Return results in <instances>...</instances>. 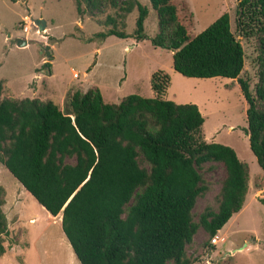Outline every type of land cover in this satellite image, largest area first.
<instances>
[{"label":"trees","instance_id":"1","mask_svg":"<svg viewBox=\"0 0 264 264\" xmlns=\"http://www.w3.org/2000/svg\"><path fill=\"white\" fill-rule=\"evenodd\" d=\"M147 2L157 27L150 44L171 53L174 73L237 81L246 105L248 150L264 172V0L238 3L236 28L244 38L256 36L260 47L253 94L237 78L243 51L227 14L190 38L171 0ZM74 4L79 17H95L105 6L122 14L134 9L131 34L116 30L115 19L107 16L104 23L112 28L94 37L145 39L147 9L137 0ZM168 83L167 74L157 70L149 76L151 98L128 95L106 104L97 89H89L68 93L61 107L1 99L0 87V165L50 217L60 214L61 232L78 264H188L185 247L197 227L211 239L241 210L247 167L230 148L204 141L195 105L163 99ZM210 162L222 164L225 178L216 209L205 208L194 224L191 210L207 190L198 170ZM2 206L0 189V236L6 237Z\"/></svg>","mask_w":264,"mask_h":264},{"label":"rangeland","instance_id":"2","mask_svg":"<svg viewBox=\"0 0 264 264\" xmlns=\"http://www.w3.org/2000/svg\"><path fill=\"white\" fill-rule=\"evenodd\" d=\"M171 1L177 22L190 38L227 14L229 30L243 51V65L237 78L246 82L253 94L260 47L256 36L244 38L236 28L240 0ZM137 2L147 9L143 22L145 39L138 43L131 38L94 37L112 28L104 23L107 16L115 19L116 30L131 34L134 9L122 14L105 6L95 17H79L74 0H0L1 99L46 101L45 90L49 88L53 96L49 98L54 102L61 95L58 93L61 87H69L72 82L79 81L77 85L84 91L89 86L82 82L86 79L102 87L97 89L104 103L116 105L128 95L151 98L149 76L163 71L169 78L163 99L176 105H195L203 119L204 141L230 148L248 170L241 210L216 233L215 237L223 242L211 244L198 226L191 243L185 247L188 264H264V205L260 203L264 200V174L248 150L246 105L237 81L185 79L174 73L171 53L150 44L157 33L155 13L147 0ZM80 8L84 9V4ZM39 20L44 23L42 30L34 24ZM15 40L24 41L25 46L17 47ZM45 45L51 48L49 60L44 59L40 50ZM65 163L74 162L65 160ZM140 165L146 168L144 163ZM198 173L207 190L196 199L191 210L194 224L205 208L216 209L225 178L220 163H205ZM0 189L7 229V236H0L4 248L0 264H78L61 232L60 214L50 217L1 165Z\"/></svg>","mask_w":264,"mask_h":264},{"label":"crops","instance_id":"3","mask_svg":"<svg viewBox=\"0 0 264 264\" xmlns=\"http://www.w3.org/2000/svg\"><path fill=\"white\" fill-rule=\"evenodd\" d=\"M49 73V71L47 72V74ZM74 74V73H73ZM73 78V77H72ZM74 79V78H73ZM37 81V80H36ZM83 81H85L84 83H86V87L87 88H85L84 89V91H82V89H80L79 87H81V86H78L77 84H78V82H72L70 85H69V87H67V86H63V87H61L62 88V90H60L58 93L59 94H61L60 95V97H59V99L58 100H56V101H51V97H53L52 96V92L50 93V91H49V88H48V90H45V94L46 95H48V98H47V100L46 101H51L52 103H54V104H56V105H58L59 107H61V105H62V103H63V101H64V99H65V96L68 94V93H71V92H73V91H79V92H81V93H85L87 90H89V89H97V88H100V89H102V87L100 86V85H96V84H94L92 81H89V83H88V81L86 80V79H82V82ZM77 85V86H76ZM73 89V90H72ZM98 90V89H97ZM99 92V91H98ZM100 93V92H99ZM32 95V94H31ZM101 95V94H100ZM50 97V98H49ZM102 98V97H101ZM31 100V99H30ZM102 101H103V99H102ZM263 174H264V172H262ZM22 189V188H21ZM24 191V190H23ZM25 192V191H24ZM40 207V206H39ZM59 222H60V217H59ZM216 236V235H215Z\"/></svg>","mask_w":264,"mask_h":264},{"label":"water","instance_id":"4","mask_svg":"<svg viewBox=\"0 0 264 264\" xmlns=\"http://www.w3.org/2000/svg\"><path fill=\"white\" fill-rule=\"evenodd\" d=\"M34 24L38 27V30H42L44 27V23L41 20L34 21ZM7 38H8V35H7ZM15 44L19 48L25 46V42L21 40H15ZM40 50L43 51L45 60H49L51 58L50 57V53H51L50 46L48 45L42 46L40 47Z\"/></svg>","mask_w":264,"mask_h":264},{"label":"built area","instance_id":"5","mask_svg":"<svg viewBox=\"0 0 264 264\" xmlns=\"http://www.w3.org/2000/svg\"><path fill=\"white\" fill-rule=\"evenodd\" d=\"M73 78H76V75L75 74H73V76H72ZM216 241H220V242H223V239H218V238H216L215 236L213 237V238H211L210 239V243L211 244H215L216 243Z\"/></svg>","mask_w":264,"mask_h":264}]
</instances>
